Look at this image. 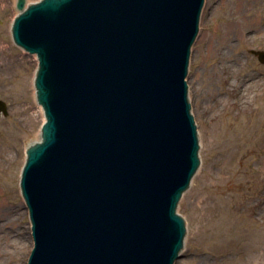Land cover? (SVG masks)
<instances>
[{
	"label": "water",
	"instance_id": "95a60500",
	"mask_svg": "<svg viewBox=\"0 0 264 264\" xmlns=\"http://www.w3.org/2000/svg\"><path fill=\"white\" fill-rule=\"evenodd\" d=\"M205 0L17 1L46 122L21 187L28 264H174L200 161L188 97ZM252 53L264 63V51ZM7 105L0 100V115Z\"/></svg>",
	"mask_w": 264,
	"mask_h": 264
},
{
	"label": "rangeland",
	"instance_id": "374dc122",
	"mask_svg": "<svg viewBox=\"0 0 264 264\" xmlns=\"http://www.w3.org/2000/svg\"><path fill=\"white\" fill-rule=\"evenodd\" d=\"M237 1L205 0L191 48L185 81L201 163L178 206L187 234L174 264H264V63L252 53L264 51V0H248L247 41ZM16 3L0 0V47L7 46L6 57L26 55L15 76L8 78L0 65V100L8 110L0 115V206L16 212L1 213L9 220L0 222V262L28 264L34 239L28 206L17 208L24 202L20 181L27 147L42 140L45 121L33 89L38 62L12 38ZM209 37L219 51L215 59L205 49ZM242 93L251 104H242ZM25 107L26 118L17 124Z\"/></svg>",
	"mask_w": 264,
	"mask_h": 264
},
{
	"label": "bare ground",
	"instance_id": "6f19581e",
	"mask_svg": "<svg viewBox=\"0 0 264 264\" xmlns=\"http://www.w3.org/2000/svg\"><path fill=\"white\" fill-rule=\"evenodd\" d=\"M30 1H32V0H26V5H29V4L33 3V2H30ZM221 1H222V3H226L227 2V0H221ZM247 5H248V0H238L236 2V4L234 5L235 8L238 10V14H240L241 16H243V17H241V22L244 23V25L241 26V27H243L242 39L245 40V41H247V39L249 38L248 36L250 34V32H249L248 17H244V15H246L247 12H248V6ZM19 13H20V11H19ZM11 33H12V37H13V26H12ZM198 34H199V31H198ZM198 34H197V36H198ZM208 39H209L208 40V44L206 45V48H205L206 49V52H207V55L209 57H212V58L215 59L216 56L219 55V51H218V49H216L217 48L216 47L217 44H216V42H215V40H214L213 37H209ZM15 44H16V42H15ZM19 47L22 48L21 46H19ZM5 48H7V46L0 47V53H1L0 54V56H1L0 57V65L2 67L3 73H6V76L9 78V75H11V76L14 75L15 76V74L17 73V71H19L18 68H20V66L22 65L23 61H25L26 55H23V56H7L6 57V55H5L6 49ZM22 49L25 52L34 55L36 61L38 62V66H37L36 71H35V74H34V80H33L34 81V88L33 89L35 90L34 94L36 96L37 103L39 104V101L37 99L38 93H36L35 80H36V76H37V73H38V67L40 66V60H39V57H38V54L37 53H31L30 51H27L25 48H22ZM4 79H6V78H4ZM250 86H253V85L251 84ZM240 100H241V102H242L243 105H249L252 102V100L249 99L248 93H242L240 95ZM210 101L212 102V105H210L208 107V109H209L210 112L213 113V110L215 108L214 105L216 104V102H215L216 100L214 99V97H212V99ZM43 108H44V106L42 104H39L37 114L40 113V116L42 115L41 116L42 121H46L45 109H43ZM26 109H27V107H25L24 109H20L21 112H22V117H21V119L18 120V123L17 124L22 123L24 121V119L26 118V114H24L26 112ZM42 113H44V114H42ZM198 136H199V134H198ZM38 140H39V138H38ZM26 147H27V145H26ZM31 147H33V146H30V147H27V148L30 149ZM200 161H201V159H200ZM199 168H200V164H199L198 170H199ZM198 170H197V172H198ZM23 199H24V202H22L17 207L19 211L22 210L24 204L27 205L26 199L24 197H23ZM5 207H6V205H4V207L3 206H0V222H3L5 225H7L6 223L8 222L9 219L4 221V219L2 218L3 215L1 213H3V211L6 210L7 213H8L7 214L8 217H11V214H13V212L15 214L16 212L14 211L15 210V207L9 208L7 206L9 208L8 210L5 209ZM2 253L5 256L7 255V252L6 251H2ZM26 255H27V252L25 251V252H23L22 257L24 258V256H26ZM0 264H6V263L0 262Z\"/></svg>",
	"mask_w": 264,
	"mask_h": 264
}]
</instances>
